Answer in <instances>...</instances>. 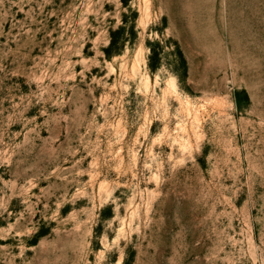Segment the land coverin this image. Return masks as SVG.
Instances as JSON below:
<instances>
[{"label": "rangeland", "instance_id": "rangeland-1", "mask_svg": "<svg viewBox=\"0 0 264 264\" xmlns=\"http://www.w3.org/2000/svg\"><path fill=\"white\" fill-rule=\"evenodd\" d=\"M118 260L264 264V0H0V264Z\"/></svg>", "mask_w": 264, "mask_h": 264}, {"label": "trees", "instance_id": "trees-1", "mask_svg": "<svg viewBox=\"0 0 264 264\" xmlns=\"http://www.w3.org/2000/svg\"><path fill=\"white\" fill-rule=\"evenodd\" d=\"M106 54H107V56H109V53L108 52Z\"/></svg>", "mask_w": 264, "mask_h": 264}, {"label": "bare ground", "instance_id": "bare-ground-1", "mask_svg": "<svg viewBox=\"0 0 264 264\" xmlns=\"http://www.w3.org/2000/svg\"><path fill=\"white\" fill-rule=\"evenodd\" d=\"M118 264H120V261L118 260Z\"/></svg>", "mask_w": 264, "mask_h": 264}]
</instances>
